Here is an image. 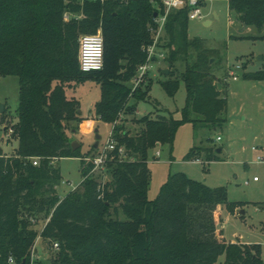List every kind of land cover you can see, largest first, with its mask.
<instances>
[{"label":"trees","instance_id":"trees-1","mask_svg":"<svg viewBox=\"0 0 264 264\" xmlns=\"http://www.w3.org/2000/svg\"><path fill=\"white\" fill-rule=\"evenodd\" d=\"M150 1L0 0V77L18 79L16 147L10 156L0 149V264L9 255L17 264H27L39 234L52 255L39 264H264L261 245L216 237V209L235 217L246 205L229 201L224 187L209 188L176 173L168 176L154 200L147 198L150 148L172 144L184 123L210 129L227 123L225 86L211 62L217 52L201 38L188 36L187 7L167 14L164 43H158L168 67L166 79L159 82L163 91L172 98L180 82L184 84L180 120L171 114L145 116L136 122L140 127L134 134L114 123L120 114L131 116L139 102L148 101L151 86H142L151 78L147 75L134 90L132 81L146 61L142 47L153 41L154 14L162 12L161 5L154 8ZM227 8L239 27L257 31L247 38L264 42V0H227ZM64 13L81 18L66 22ZM98 29L104 42L103 69L83 74L77 62L78 36ZM178 62L184 70L174 74L171 69ZM260 62L261 69L242 77L264 81V56ZM85 79L100 87L93 116L113 124L112 138L127 155L119 161L109 160V154L110 180L102 185L85 178L93 165L72 151L66 135L81 118L78 101L65 95V84ZM220 151L192 147L185 158H202L208 164L220 161ZM31 158L38 159L37 166ZM63 158H79L83 180L60 199L54 187L60 171L54 161ZM39 216L49 218L40 233L28 219L38 221ZM50 242L58 244L57 251H50Z\"/></svg>","mask_w":264,"mask_h":264},{"label":"rangeland","instance_id":"rangeland-1","mask_svg":"<svg viewBox=\"0 0 264 264\" xmlns=\"http://www.w3.org/2000/svg\"><path fill=\"white\" fill-rule=\"evenodd\" d=\"M81 1L78 0L79 3ZM152 5L154 8L157 7ZM63 18L67 22L71 18L79 19L81 16L64 13ZM97 32L102 35L100 29ZM187 32L189 37L201 38L205 46L217 52L211 62H214L216 76L224 84L225 91L227 90V123L221 129L194 128L191 124L184 123L177 129L172 144H157L150 148L147 151L149 172L147 198L154 200L168 176L176 173L184 174L187 178L203 183L209 188L224 187L229 201L246 203L241 209L243 213H236L235 217L229 216L224 211L220 213V208L214 212L213 216L218 228L221 225L219 220L222 219L224 238L228 242L259 244L263 246H261L263 250L264 164L259 163L258 158L264 157V82L254 83L253 80L245 79L242 75L262 68V63L256 61V58L264 56V42L247 38L256 36L257 31L253 27H239L233 14L228 11L227 0L207 2L203 9V17L189 21ZM80 36L82 34L78 36V40ZM240 37L244 38L240 39ZM163 38L162 32L158 37V43L161 45L164 43ZM244 64V68L236 72L239 76L237 81L226 80L228 66ZM158 66L159 72L156 70ZM167 68V64L160 61L148 74L151 83L145 81L142 86V90L147 84L151 86L148 101L137 104L136 109L139 113L136 114L135 111L131 116L120 114L114 123L122 125L130 131V134H134L140 127L136 122L145 116L155 118L157 115L166 116L170 113L173 119L180 120L181 110L185 106V88L180 82L174 97L166 95L159 82L166 79L163 70L168 72ZM174 68L171 72L178 74L184 70V63L178 62ZM99 88V84L93 79L65 84L66 97L78 99L79 110L88 117L79 116L81 121L74 133L71 132V128L66 129L69 143L75 142L79 145L76 150L82 158L98 153L92 149L96 142L94 130H97L100 136L98 140L100 148L107 140L113 126V124L102 123L93 116V105L99 101ZM0 104L4 105V112L0 114V147L5 155L10 156L16 146L14 138L18 107L16 77H0ZM86 119H96L94 130L87 135L81 134L79 129V125ZM9 129L13 131L11 134H8ZM216 137H220L221 141L217 142ZM213 146L222 148L220 161L204 164L202 158L199 162H195L196 159L193 158H185L192 147L211 148ZM54 162L60 171V181L54 187L56 194L62 199L71 191L72 186L77 187L82 181L81 163L79 158H63ZM93 178L101 184L110 180L107 169L95 173ZM254 178L256 181H253ZM40 217L35 228L38 232L44 223ZM42 247H45V243Z\"/></svg>","mask_w":264,"mask_h":264},{"label":"built area","instance_id":"built-area-1","mask_svg":"<svg viewBox=\"0 0 264 264\" xmlns=\"http://www.w3.org/2000/svg\"><path fill=\"white\" fill-rule=\"evenodd\" d=\"M212 0H159V3L156 1L151 0V4L156 5L159 8L161 5L162 12L156 14L154 17L153 22L155 24V29L152 30V37L153 41L150 45L143 46L142 51L146 54V61L144 64L140 65L137 70L135 77L132 81V90L136 87L140 86L141 83L145 81V77L153 70L156 63L163 60L165 57V52L158 46V37L163 32V27L165 23L166 16L169 12L179 10L182 8L187 7L188 11V20L192 21L195 19H201L203 17V9L206 6L207 2H211ZM103 52H104V42L103 37L100 32L95 34H84L80 36L78 40V53H77V62H78V69L81 73L87 74L91 72H98L103 69L104 59H103ZM242 70L241 65H232L228 66L226 69V80L236 81L238 80L239 76L236 72ZM112 131V130H111ZM111 131L107 140L104 144L97 147L95 151H98L97 154H94L90 157L82 158L84 162H91L92 168L89 170L85 178L93 177L95 173L101 172L106 169V162L108 160H112L116 157L119 161H124L127 159L126 152L124 147L120 146L117 147V143L112 138ZM13 131L12 129L8 130V134H11ZM220 137H216V141H220ZM31 164L33 166H37L38 159L31 158ZM198 161L199 160H195ZM259 163L264 164V157L258 158ZM83 180V178H82ZM256 181V178L253 179ZM66 184V182H63ZM69 185V183H68ZM102 185V184H101ZM76 187L71 188V191L75 190ZM30 223L33 225L37 224V220L33 217L28 218ZM49 218H47L39 233L48 222ZM41 242L43 239L41 238L40 234L36 237L34 244L30 248L27 264H39L40 262H44L49 258L48 250L45 247H42ZM51 252H55L58 250V244L56 242H50L49 247ZM6 264H17L14 257L9 255L6 259Z\"/></svg>","mask_w":264,"mask_h":264},{"label":"crops","instance_id":"crops-1","mask_svg":"<svg viewBox=\"0 0 264 264\" xmlns=\"http://www.w3.org/2000/svg\"><path fill=\"white\" fill-rule=\"evenodd\" d=\"M207 23V22H206ZM159 63V62H158ZM157 64V63H156ZM155 64V65H156ZM154 68H155V66H154ZM153 68V69H154ZM157 72H159L160 71V68H159V66L157 67ZM239 79V78H238ZM237 81V80H236ZM233 82H235V81H233ZM254 83H259L260 81H253ZM264 82V81H263ZM227 91V90H226ZM99 98H100V96H99ZM226 98H227V92H226ZM76 99V98H75ZM76 100H78V99H76ZM79 101V100H78ZM97 102V101H96ZM95 102V103H96ZM94 103V104H95ZM94 106V105H93ZM227 109H228V102H227ZM156 110H157V108H156ZM80 111V114H79V116L80 117H84V118H88V117H86V116H84L83 115V112H82V110H79ZM139 112L137 111V109H136V114H138ZM170 114V113H169ZM226 114H227V110H226ZM156 117V116H155ZM227 118V117H226ZM95 122H96V119L95 120H92V119H86V120H84L80 125H79V129H80V133L81 134H89L91 131H93L94 130V125H95ZM127 130V129H126ZM129 131V130H128ZM72 132V131H71ZM75 132V131H74ZM74 132H72V133H74ZM221 141V140H220ZM16 147V146H15ZM0 149H1V151H2V153L5 155V152L3 151V149L0 147ZM15 149V148H14ZM13 149V150H14ZM13 150H12V152L11 153H13ZM219 153V152H218ZM221 153H222V148H221V151H220V156H221ZM6 156H9V155H6ZM199 160V159H198ZM195 162H198V161H195ZM56 164V163H55ZM208 164H210V163H208ZM218 208H220V207H218ZM220 213H221V209H220ZM240 213V211L238 212V214ZM222 220V219H221ZM221 223V225H219V228H218V226H217V222H216V220H215V225H216V233H215V235H216V237L220 240V239H224L225 241H226V239L224 238V236H223V223H222V221L220 222ZM41 229V228H40ZM218 231H220V233L218 232ZM226 242H228V241H226ZM236 241H231L230 243H235ZM44 242H41V245L43 244ZM239 243H244V242H239ZM244 244H246V243H244ZM262 246V245H261ZM263 247V246H262ZM264 250V249H263Z\"/></svg>","mask_w":264,"mask_h":264},{"label":"water","instance_id":"water-1","mask_svg":"<svg viewBox=\"0 0 264 264\" xmlns=\"http://www.w3.org/2000/svg\"><path fill=\"white\" fill-rule=\"evenodd\" d=\"M154 17H156V13L154 14ZM261 60H262V56H258L256 58V61H261ZM163 74L164 75H167V70H163ZM218 90H221V85L220 84H218ZM3 112H4V105L0 104V114H2ZM78 114H80V111H78ZM73 127H76V125L73 124ZM74 131L75 130L72 129V132H74ZM94 132L96 134L95 135L96 142L94 143L93 148L94 149H97V147H98V140L100 139V136L98 135L97 130H94ZM70 145H71L72 151L76 150L79 147V145L76 144L75 142H72ZM218 152H219V150H218ZM240 213L242 214L243 212L240 210Z\"/></svg>","mask_w":264,"mask_h":264}]
</instances>
